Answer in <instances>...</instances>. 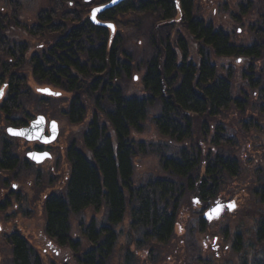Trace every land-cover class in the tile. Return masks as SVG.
<instances>
[{
  "label": "rangeland",
  "instance_id": "obj_1",
  "mask_svg": "<svg viewBox=\"0 0 264 264\" xmlns=\"http://www.w3.org/2000/svg\"><path fill=\"white\" fill-rule=\"evenodd\" d=\"M195 1V14L203 18L205 22H212L216 27L224 29L231 35L235 44L241 45L251 42L249 26L255 23V19H258L261 10L259 7L264 3V0H251L254 4V11L249 10L246 15L242 14V10H247L243 4L248 0ZM55 2L57 1L3 0V3L0 4V9L4 5L8 6V4L15 6V15L19 16V21L17 25L9 28V32H13L14 35L10 36L11 39H6V42H9L11 47L13 45L19 46L21 42L25 45L27 51L24 62L28 61L31 53H34L33 51L38 52L44 46L46 48L49 46L48 37L41 38L39 33L31 37L27 31L39 24L41 11L51 7ZM256 2H258V6L255 4ZM82 3L83 0H70L68 7L75 9L78 7V13L81 14L54 17L52 23L55 25L54 28L64 27L61 24L75 25V22L81 27L83 22L82 8L85 9ZM178 20L162 22L152 15L143 13H129L123 18L119 17L120 24L117 29L121 30L119 36L123 38L121 51L127 52L126 55H122V59L132 62L134 66L130 78L123 81L127 95L144 93L142 77L145 69L149 66L154 54L162 56V47L157 46L153 41L156 42L157 39L161 40L162 37L168 36L175 46L181 34L193 44L191 36L183 29L184 27H181L182 24ZM139 21L145 22L143 28ZM154 22L157 23L156 27L158 28L156 33L149 31L154 27ZM50 35L48 33V36ZM52 35L57 38L59 33ZM155 35L156 39L154 38ZM14 38L20 44H17ZM190 51L191 54L195 55L192 58L197 61L196 48L192 46ZM206 51L209 53L211 62L216 65L219 77H227L231 73L233 95L238 102L225 107L216 116L195 115L192 138L179 144L160 135L153 119L159 115V106L154 105L153 111L145 122L144 131L141 133L131 131L130 140L136 146L141 142L154 145L152 152L138 153L134 158L133 184L134 186H141L151 179L160 178L176 187L178 186L176 184L178 182L177 177L168 174L162 168V153L169 158L170 156L177 157L178 151L181 150L195 154L200 152L202 162L199 168L203 173L206 161L213 160L217 154L222 153L229 158L236 159L237 163L235 164L239 166L240 172L238 177L227 182L224 192L218 197L217 202L222 204L223 212L212 221L206 219L203 221L201 217L205 214L204 203L200 200L197 201L194 194L196 189L187 190L178 210L177 226L170 243L162 245L151 242L143 249H138L135 245L140 244L138 242L139 234L136 235L130 231V216L127 214L124 222L117 228L118 244L109 256L108 264H244V261H247V264H252L254 259L262 257L261 251L264 247L257 244L256 225L258 220L264 216V205L261 195H258L262 193H257V190H264L262 184L264 181V96L261 90L252 89L244 77L248 62L243 63L241 59L215 56L210 49ZM1 60L9 61V58L6 59L5 56L0 55ZM257 64L259 67L255 70V79L260 77L261 68L264 70L263 63L258 62ZM30 72H32V67L26 65L22 75L27 77L28 84L18 92L25 109L14 114V116L22 117L26 114L46 113L50 118L60 121L62 133L54 151L53 161L43 167L31 169L19 167L7 178L16 177L14 182L19 184L20 192L17 201L20 202L18 203L15 198L11 197L9 199L10 207L0 210V223L4 227V232L0 235V264H12L11 246L6 242L5 236L20 225L24 226L25 233L32 239L36 250L42 255L43 243L47 238L44 233L45 215L42 212V201L50 192L64 191L70 170L65 154L66 149L72 142H76L79 147H82V135L97 111L96 95L98 93L89 96L90 98L85 97V103L89 110L86 121L80 125H71L63 112L68 107L71 96L75 94L63 91L60 99H50L46 101L47 103L41 102V97L36 94V88L45 85L33 81ZM135 77H138L137 80ZM261 81L264 82L263 79ZM107 103L104 100L102 105L107 108ZM3 119L5 121L0 124L2 129L9 125V121L5 117ZM104 122L102 119V123ZM14 151L19 153L23 159L25 154H23L21 146L16 148L14 145ZM192 154H190L191 157ZM4 179V174L0 173V181L4 182ZM5 185L8 186L3 187ZM5 185L0 184L1 200L8 197L10 188H12L8 182ZM27 196L31 198L30 201L26 199ZM224 203H234L235 208L229 210ZM168 207L170 211H173L174 203L171 205L169 203ZM93 219L99 227L104 223V211L96 213L92 209H87L82 215L73 216L71 220L73 232H79L78 226L82 221L89 224ZM237 234L243 240L239 250L233 248ZM84 244H87L86 239H84ZM43 255L41 257L45 259L46 264H55L49 259L50 254L45 253ZM128 256L129 259H127Z\"/></svg>",
  "mask_w": 264,
  "mask_h": 264
},
{
  "label": "trees",
  "instance_id": "obj_2",
  "mask_svg": "<svg viewBox=\"0 0 264 264\" xmlns=\"http://www.w3.org/2000/svg\"><path fill=\"white\" fill-rule=\"evenodd\" d=\"M56 1L53 5L50 4L51 7L41 11L39 24L34 28L35 35L39 33L41 38H49V46L47 48L44 46L37 52L39 61L34 62L35 76L38 81L50 80L54 76L63 79L67 86H61V88L76 95L71 107L74 122L81 116H83L82 120L87 117L89 110L85 97L90 98L89 96L98 93L96 95L97 111L93 115V124L90 125L91 130L86 134L85 143L93 151L97 165L104 175V184L108 193V221L118 223L121 220L124 203L123 193L117 186L118 175L121 176L125 185L128 182L130 184V178L133 175L131 159L135 154V148L143 154L154 150L153 144L146 146L140 143L136 147L134 142L128 139L132 130L138 133L144 131L145 122L151 114L155 99H161L163 104L159 115L153 118L154 123L162 137L177 144L187 142L193 136L192 120L187 113L216 116L221 112V108L238 102L233 95L231 73L227 77H219L217 67L207 56V49L212 48L211 51L213 50L218 57L248 62L244 77L252 89L261 90L264 96V82L261 81V79L264 80V70L261 68V72L258 71L260 77L254 78L255 70L259 67L257 63L264 64V3L259 7L261 10L258 19L249 26L251 42L241 45L235 44L230 34L222 36L219 32H214L203 18L195 14V0H128L117 8L101 14L100 19L112 21L117 26L120 24L119 17L123 18L129 13L149 14L162 22H171L178 17L181 27H184L188 35L194 38L191 44L186 36L183 37L180 34L177 42L179 47L184 49L185 58H190L189 48L193 46L198 49L197 53L201 56L198 55L199 59L195 61L197 66L191 67L184 63L179 68L174 64L176 55L172 50L174 46L170 38L164 36L156 42L152 40L157 46L162 47L165 55L167 53L168 57L172 58V62L168 67L163 64V68L159 71L161 65H159L158 54L153 55L148 66V73L142 77L146 98L143 97L144 94L127 95L123 86V81L132 75L134 66L132 62L122 59V55H126L127 52L121 51L123 49V38L119 36L121 30H117L118 34L110 40L107 28L96 27L89 20L92 7L110 0H92L90 3L83 0L82 6L85 9L82 8L81 27L75 22V25L61 24L64 27L54 28L52 18L67 14H81L78 13V7L76 9L68 7L70 0ZM255 4L258 6V2ZM243 7L247 9L242 10L243 15H246L249 10L254 11L251 0L244 3ZM45 18L47 21L44 20ZM156 24L154 22V27L149 31L158 32ZM140 26L143 28L145 22H140ZM48 33L51 35L59 33V35L55 38L53 35L48 36ZM154 38L156 39V35ZM50 62H56L63 69L56 71L51 68L49 71ZM175 70L178 71L179 77L174 79ZM171 76L172 78L169 79ZM104 100L108 102L107 108L102 105ZM107 127H112L115 141L107 135ZM113 142L116 143V151L112 147ZM72 148L74 149H71L68 155L74 170L71 187L73 206L77 208L76 210H81L89 204L100 205L102 191L98 172L93 163L75 150V146ZM192 153L181 150L178 151L177 157L169 158L162 153V168L168 174L177 177L178 186L164 180L153 179L144 190L147 193L143 192L141 198H138L133 205L139 210V213L133 215V219L140 228L139 231L142 229L146 231L144 234H146L147 245L151 242L162 245L170 243L177 226L178 210L187 190H197L194 194L200 202L204 203V210H206L210 203L217 200L224 192L227 182L240 175L239 166L235 164L236 159L222 153L217 154L213 160L206 161L203 173L199 168L202 162L201 153ZM262 184L264 186V181ZM257 193H262L258 195H261L264 205V190H257ZM169 203L170 205L174 203L173 211L169 210ZM54 208L51 210L50 224L59 231L66 224L65 206L59 203L55 204ZM256 229L257 244L264 247V216L258 220ZM239 236L237 234L233 244L236 250L240 249L243 242ZM111 237L114 241V233H111ZM17 249L19 264H27L24 246L19 245ZM261 252L262 257L254 259L252 264H264V248ZM90 264L95 263L92 260ZM244 264H247V261H244Z\"/></svg>",
  "mask_w": 264,
  "mask_h": 264
},
{
  "label": "flooded vegetation",
  "instance_id": "obj_3",
  "mask_svg": "<svg viewBox=\"0 0 264 264\" xmlns=\"http://www.w3.org/2000/svg\"><path fill=\"white\" fill-rule=\"evenodd\" d=\"M3 3V0H0V4ZM7 4V3H4ZM10 8L14 9L11 10ZM41 19V18H40ZM53 19V18H52ZM44 20L47 21L45 18ZM19 16L15 15V6H12L8 4V6L4 5L0 9V55L5 56V58H9V61L7 60H1L0 61V124L1 122L5 121L3 117L6 118L7 121H9V125L4 127H0V173L4 174V182L0 181V184L5 185L6 182L12 185V188H10L9 196L2 199L0 198V210L5 209V207L9 206V199L15 198V200H19V184L15 183L16 177H13V179H7L11 174L16 171L19 167L23 168H33V167H43L47 163L54 160V151L56 149V145L58 144L59 137L62 133V125L59 120L50 118L46 113H39L37 115L33 114H26L24 116H14V114L23 111L25 109V105L22 104L20 100L19 90L21 88H24L28 84V79L26 76L22 75L24 67L28 65L29 67H32L31 76L33 78V81H37L38 83H44L43 87L36 88V94L41 97V102L47 103V100L50 99H60L62 96L61 92L68 91L61 88V86H67L63 79L59 76H54L53 79H48L45 81H38L35 76V69L36 66L34 65V62L39 61L37 58L38 53L33 51L34 53H31L30 58L28 61L24 62L25 60V52L27 51V48L25 45L21 42L16 40L17 44H20L19 46L13 45V47L10 46L9 42H6V39H11V35H14V33L9 32V28L11 26H15L18 24ZM209 24V27L213 29L214 32H219L223 36L227 35L228 33L219 27H216L212 22H207ZM7 30V31H5ZM34 27L28 30V34L31 37L35 36V32L33 31ZM11 36V37H10ZM17 36V35H15ZM192 39H194L191 36ZM15 48V49H14ZM190 49V48H189ZM212 49V48H211ZM210 49V50H211ZM172 50L175 52V62L177 68H179L184 63L190 65L191 67L197 66L195 64V59L192 58V56H195L194 54H190L189 57H184V49L179 47L178 42L176 45L172 48ZM198 52V49H196ZM29 51V50H28ZM196 52V57L199 59L198 55L201 56V54H198ZM212 52L215 54V52L212 50ZM208 58H210L208 53ZM216 56V54H215ZM159 60V65L161 67L159 68V71L163 68V64L168 67V65L172 62V58H169L167 53L165 55V51L162 50V56L160 57L159 54L157 55ZM226 58V57H222ZM211 60V58H210ZM200 61V60H199ZM48 66L49 71L51 68L54 70H62L60 66L56 62L52 63ZM164 66V67H165ZM216 66V65H215ZM148 73V67L145 69V76ZM174 79L178 76V71L173 72ZM172 76L169 78L171 79ZM68 80V78H66ZM178 82V81H177ZM39 85V84H38ZM42 86V85H40ZM178 87V86H177ZM49 88L52 89L54 92L61 93L59 97H55L53 95H45L40 93L42 89ZM178 89V88H177ZM73 92H71L72 94ZM15 94L16 96H14ZM143 94H146L145 92ZM143 97L147 98V95H144ZM167 97V96H166ZM165 97V98H166ZM76 98V95L71 96V100L69 102L68 107L65 109L63 114L65 115V118L68 119V122L71 125H80L85 119H83V116L79 117L77 119L78 121L74 122V116L71 112V107L73 105V100ZM84 99V98H83ZM162 104L163 101L161 99L157 100L155 99L154 105H158V112L162 110ZM225 108V107H224ZM224 108H221L224 109ZM153 108L151 109V112L153 111ZM187 115L192 120V128L194 130V118L195 113L189 112ZM157 117V116H156ZM193 117V118H192ZM82 120V121H81ZM92 121L88 127H86V131L82 135V147H79L76 142H72L66 149V158L68 160L70 170H69V176L66 181V186L64 188V191L62 192H50L48 195L45 196L44 201H42V212L43 215H45V223H44V233L47 236L45 238V241L43 243V250L42 255L47 253L49 255V259L54 262L55 264H90V262L93 260L95 264H108L110 261L109 256L111 255L112 251L117 247L118 244V226L121 225L124 222L125 217L127 214L130 216V228L131 232L139 234V240L138 242L140 244H135L138 249L146 248L147 241L145 239L146 237V231L142 229V231H139L140 228L137 227L136 221L133 219V215L139 213V210L133 205H135V201H137L138 198H141L143 192L145 189L148 188L149 182L153 179H151L148 183L141 185V186H134L133 184V176H134V158L138 153H141L137 148H135V154L133 158L131 159V163H133V175L130 178L131 183H126L125 185L122 180L121 176L118 175L117 181H118V187L119 190L123 193V213L121 216V220L118 223H109L107 218L108 213V206H107V190L106 186L104 184V175L100 167L97 165V161L94 157V153L91 149H89L86 146L85 138L86 134L91 130L90 125L93 124V118L90 120ZM37 125V129L34 130L33 134L29 136H22L19 134L20 131H27L28 129H31L33 126ZM157 128V127H156ZM107 135L110 136L113 141H115V134L112 130V127H107ZM138 133V132H137ZM131 135V134H130ZM161 135V134H160ZM193 135V133H192ZM130 142H133L130 140V137L128 139ZM113 149L116 151V143L113 142ZM147 145L145 142H141ZM135 144V143H134ZM140 144V143H139ZM14 145L21 146L23 149L24 157L21 159L20 154L14 151ZM72 146H75V150L79 152L81 155H83L87 160H89L90 163H93L96 171L98 172L99 176V182L101 183V204H89L87 207L76 210L73 206V203L71 201V187H72V180H73V174L74 170L72 167V161H70L68 153L70 152ZM136 146V145H135ZM138 146V145H137ZM136 146V147H137ZM84 148V149H83ZM143 154V153H141ZM158 181H162L160 178L155 179ZM12 182H14L12 184ZM8 185H5L3 187H7ZM147 193V192H146ZM27 200H31L29 196L26 197ZM18 203L20 201H17ZM99 202V203H100ZM62 203L65 206L66 211V224L61 228L59 231L55 230L50 224L51 221V210L55 209V204ZM53 206V207H51ZM10 207V206H9ZM87 209H92L96 213L103 212L105 213V219L104 223H102L99 227L97 226V223L95 222V219L92 220L91 223L85 224L83 221L78 226L79 232L75 233L73 232V225L71 224L72 217H78L82 215ZM24 226L20 225V227H17L16 229L12 230L9 234H6L5 240L10 244L11 250H12V264H19L18 259V249L16 250L17 246L21 245L25 248V254L27 257V264H46L45 259L41 257L42 255L36 250V247L33 244L32 239H30L24 231ZM4 232V227L0 223V235ZM111 233H114L115 240L113 241V238L111 237ZM39 234V233H38ZM84 239H86V245L84 244ZM102 248V250H101ZM50 250V251H49ZM44 256V255H43ZM63 258V260H62ZM129 259V256L127 257Z\"/></svg>",
  "mask_w": 264,
  "mask_h": 264
},
{
  "label": "water",
  "instance_id": "obj_4",
  "mask_svg": "<svg viewBox=\"0 0 264 264\" xmlns=\"http://www.w3.org/2000/svg\"><path fill=\"white\" fill-rule=\"evenodd\" d=\"M88 2H90L91 0H87ZM127 0H111L106 4L100 5V6H96L94 7L91 12H90V20L94 25L100 26V27H105V28H109L110 32H111V39L114 37L115 32H116V27L114 23H105V22H101L99 20V15H101L102 13L117 8L118 6H120L121 4H123L124 2H126ZM42 93L45 94H52L54 96H59L58 93H54L49 89H45L41 91ZM37 129V125L33 126L31 129H28L27 131H20L19 134L22 136H29L31 134H33L34 130ZM229 210H233L235 208V204L234 203H228L226 205ZM223 212V206L220 203H217L214 206H211L208 211L205 213V218L209 221H212L216 218H218Z\"/></svg>",
  "mask_w": 264,
  "mask_h": 264
}]
</instances>
